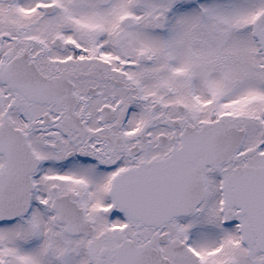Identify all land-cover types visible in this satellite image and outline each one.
Segmentation results:
<instances>
[{"label":"snow or ice","instance_id":"6c2138e0","mask_svg":"<svg viewBox=\"0 0 264 264\" xmlns=\"http://www.w3.org/2000/svg\"><path fill=\"white\" fill-rule=\"evenodd\" d=\"M0 264H264V0H0Z\"/></svg>","mask_w":264,"mask_h":264}]
</instances>
